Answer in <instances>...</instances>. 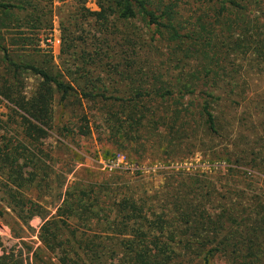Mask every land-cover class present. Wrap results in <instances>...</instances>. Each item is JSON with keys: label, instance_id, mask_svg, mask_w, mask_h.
<instances>
[{"label": "trees", "instance_id": "16d2710c", "mask_svg": "<svg viewBox=\"0 0 264 264\" xmlns=\"http://www.w3.org/2000/svg\"><path fill=\"white\" fill-rule=\"evenodd\" d=\"M97 8V12H88L96 21L106 20L108 9L120 22L134 19L142 22L154 36L155 53L160 56L166 49L169 64L175 61L179 69V80L169 78L161 82L167 86L165 94L159 93L155 78L145 82L138 77L135 86L130 87L129 83L135 80L129 78L126 92L130 95L121 105L123 111L128 109L126 116L121 112L124 120H118L116 114L109 119L112 122L107 120L116 132L123 129L121 124H129L130 129L144 125L147 117H152L154 123L168 132L169 114L170 121L176 120L178 128L185 127L181 131L191 132L196 124L215 134L218 125L213 111L219 100L233 94L230 85L236 84L235 62L243 60L250 67L264 70V0H97ZM37 11H40L38 6L31 0H0V98L12 106L0 127L8 134V123L15 125L12 136H18L12 145L0 135V178L9 186V208L25 230L29 229V220L39 218L36 238L45 251L39 248L31 251V247L20 241L26 256L22 258L23 252L19 250L14 255L10 249L0 256V264H30L28 253H32V264H45L37 258L40 253L50 254L57 264H84L78 250L89 241V233L93 234L91 239L98 234L103 240L113 238L119 242L118 252L122 258L119 264H189L193 261L218 264L219 260L226 264H254L256 261L246 258L254 259L260 252L264 236V199L258 202L252 197L253 209L237 225L235 210L230 207L219 210L217 215L222 216L217 218L202 208L197 210L188 199L192 196L191 184L185 187L184 183H177L178 187L185 188L182 198L175 193L176 210L156 213L145 206L142 197L120 191L122 187L117 186L116 181L126 185L127 180L115 170L108 178L86 179V182L75 175L84 172L82 168L55 176V181L47 178L44 164L47 155L39 150V140L42 127L51 128L53 104L62 111L76 112L82 107L81 99L96 96L89 92L76 93L53 66L49 50L39 48L44 20ZM11 30L17 32L16 36L7 35ZM188 61L192 64L183 72ZM23 75L35 81L28 93L24 92ZM174 87L178 90L176 96L171 91ZM164 95L170 100L166 111L159 109L162 106L156 102ZM103 107L108 109L106 105ZM170 113L178 116L172 119ZM80 120L84 124L76 127V134L84 137L89 130L85 118L82 116ZM37 153L43 157H38ZM261 155L263 164L264 153ZM74 170L73 180L66 182V176ZM261 173L264 175V171ZM189 179L193 184L198 181ZM39 188L44 190L45 197L54 198L48 203L44 197L26 199L21 193ZM55 189H58L56 195ZM10 233L16 239L21 238L12 229ZM211 243L213 246L208 247ZM111 253L116 254V249L93 245L87 255L99 260L101 256L109 258Z\"/></svg>", "mask_w": 264, "mask_h": 264}, {"label": "rangeland", "instance_id": "374dc122", "mask_svg": "<svg viewBox=\"0 0 264 264\" xmlns=\"http://www.w3.org/2000/svg\"><path fill=\"white\" fill-rule=\"evenodd\" d=\"M31 1L38 6L40 11L37 13L43 15L45 22V26L42 22L39 48L49 50L53 66L76 93L89 92L91 96H96L93 99H81L82 107L76 112L69 109L62 111L53 104L51 128L42 127L39 140V150L47 155L44 158L47 178L55 181V176H62L70 169L82 168L85 171L75 175L86 182L88 179L108 178V174L115 170L118 173L115 174L127 180L126 185L116 181V185L122 187L120 191H130L142 197L146 201L145 206L156 213L160 210L164 213L176 210L175 193L178 192L182 198L184 188L191 184L192 196L187 197L197 210L198 207L202 208L208 215L217 218L222 216L217 215L219 210L230 207L235 210V224L242 223L253 209L252 197L258 202L264 199V175L261 173L264 171V163L261 162V154L264 153V70L250 67L243 60L235 62L236 84L233 87L230 85L233 94L219 100L213 111L218 125L215 134L196 124L191 132L181 131L185 127L181 125V129L178 128L177 121H170L169 114L166 123L170 133L154 123L152 117H147V123L144 120V125L134 129H130L129 124H121L123 129L116 132L109 127L107 120L112 122L109 119L114 116L120 121L124 120L121 105L130 95L129 91L126 92L128 79L135 80V83H129L130 87L135 86L138 77L145 82L151 77L155 78L159 93L165 94L167 86L162 83L169 78L179 80L175 61L169 64V52L166 49L162 50L160 56L155 53L154 36L139 20L120 22L108 9V17L103 21H96L88 15V12L98 11L97 0ZM16 33L11 30L7 35L16 36ZM191 64V61L186 66L184 64L183 72ZM120 72H123L122 76ZM23 78L24 92L28 93L35 81L26 75ZM171 91L176 96L177 87ZM167 98L164 95L162 100L156 99L157 105L162 106L159 109L166 111L165 107L170 104ZM152 104L156 106L155 102ZM105 105L107 110L101 108ZM9 108L12 106L0 98L1 123L5 122ZM127 111V108L123 111L125 116ZM170 114L172 119L178 116L176 113ZM82 116L89 130L84 137L76 134V127L84 124L80 120ZM15 127L8 123V134H4L0 127V135L5 136L4 139L12 145L18 138L17 135L12 136ZM37 156L43 157L39 153ZM75 170L66 176V182L73 180ZM185 174L189 176L185 177ZM188 177L190 181H198L190 183ZM178 182L181 185L184 183L185 187H178ZM51 186L54 187L55 183ZM7 189L9 186L0 178V256L11 249L14 255L18 250L23 252L24 258L26 249L20 241L31 247V251L39 248L44 252L45 249L36 238L39 218L29 220V229L25 230L9 208ZM54 192L56 195L58 189ZM21 193L26 199L44 197L43 200L48 203L54 198L45 197L41 188L22 190ZM46 208L52 210L48 205ZM11 229L18 232L21 238L12 237ZM88 235L90 242L83 243L78 250L84 264L121 262L118 241L113 238L103 240L98 234L91 239L93 234ZM262 240L260 252L255 254V258H246L256 261L254 264H264V236ZM93 245L109 246L116 249L117 253H111L109 258L101 256L99 260L93 259L87 255ZM210 246H213L212 243ZM28 256L32 264V253H28ZM37 258L40 263L57 264L48 253L37 254ZM218 264L226 263L219 260Z\"/></svg>", "mask_w": 264, "mask_h": 264}]
</instances>
